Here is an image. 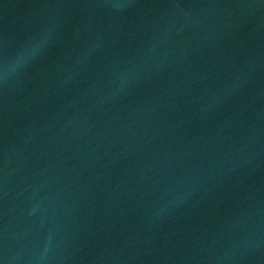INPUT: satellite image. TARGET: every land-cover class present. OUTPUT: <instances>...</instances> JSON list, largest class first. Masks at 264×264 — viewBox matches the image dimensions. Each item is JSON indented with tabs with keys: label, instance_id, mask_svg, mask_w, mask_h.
Masks as SVG:
<instances>
[{
	"label": "water",
	"instance_id": "1",
	"mask_svg": "<svg viewBox=\"0 0 264 264\" xmlns=\"http://www.w3.org/2000/svg\"><path fill=\"white\" fill-rule=\"evenodd\" d=\"M0 264H264V0H0Z\"/></svg>",
	"mask_w": 264,
	"mask_h": 264
}]
</instances>
